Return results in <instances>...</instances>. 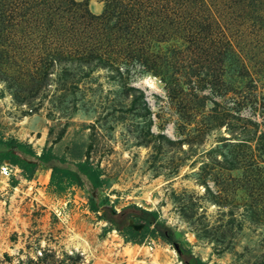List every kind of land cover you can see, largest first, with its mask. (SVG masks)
I'll return each instance as SVG.
<instances>
[{
  "label": "rangeland",
  "instance_id": "obj_1",
  "mask_svg": "<svg viewBox=\"0 0 264 264\" xmlns=\"http://www.w3.org/2000/svg\"><path fill=\"white\" fill-rule=\"evenodd\" d=\"M0 136L165 221L126 242L66 172L5 164L0 264H264V0H0Z\"/></svg>",
  "mask_w": 264,
  "mask_h": 264
},
{
  "label": "trees",
  "instance_id": "obj_2",
  "mask_svg": "<svg viewBox=\"0 0 264 264\" xmlns=\"http://www.w3.org/2000/svg\"><path fill=\"white\" fill-rule=\"evenodd\" d=\"M5 164L18 166L25 176L31 175L39 167H50L56 171L66 172L71 180H75L80 189L89 193L90 211L95 214L101 213L99 217L109 224V229L116 231L126 242L142 245L149 239L163 238L158 228L154 226V224L159 227L164 226L165 221L160 217L135 205L127 206L120 212L114 210L111 205L108 210L107 206L110 205V202L107 197L95 199L93 195H97L104 180L101 170L93 168L87 162H71L50 151L37 154L30 144L0 136V167ZM127 212L129 215H126ZM141 213H146L149 218H144L140 215ZM186 255L189 256V259L183 264H204L199 258L192 255L191 250H187Z\"/></svg>",
  "mask_w": 264,
  "mask_h": 264
},
{
  "label": "water",
  "instance_id": "obj_3",
  "mask_svg": "<svg viewBox=\"0 0 264 264\" xmlns=\"http://www.w3.org/2000/svg\"><path fill=\"white\" fill-rule=\"evenodd\" d=\"M174 250H175L176 254H178V255L181 253V249L179 248L178 244H174Z\"/></svg>",
  "mask_w": 264,
  "mask_h": 264
},
{
  "label": "built area",
  "instance_id": "obj_4",
  "mask_svg": "<svg viewBox=\"0 0 264 264\" xmlns=\"http://www.w3.org/2000/svg\"><path fill=\"white\" fill-rule=\"evenodd\" d=\"M2 170H3V172H5L6 171V168H2ZM5 174H6V172H5Z\"/></svg>",
  "mask_w": 264,
  "mask_h": 264
}]
</instances>
